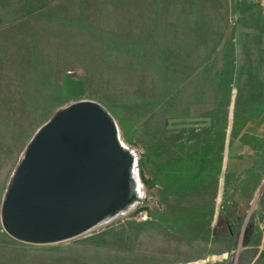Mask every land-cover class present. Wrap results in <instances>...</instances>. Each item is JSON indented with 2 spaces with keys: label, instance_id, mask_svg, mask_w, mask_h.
I'll return each instance as SVG.
<instances>
[{
  "label": "rangeland",
  "instance_id": "obj_1",
  "mask_svg": "<svg viewBox=\"0 0 264 264\" xmlns=\"http://www.w3.org/2000/svg\"><path fill=\"white\" fill-rule=\"evenodd\" d=\"M10 1L0 0V18ZM21 23L0 20V264H264L263 2L237 0V35L219 38L234 48L238 69H226L225 59L203 70L126 69L117 55L105 63L99 54L91 68L65 72L73 93L62 96L67 87L22 79L36 74L21 69ZM188 95L180 111H168V99ZM83 98L110 111L135 152L139 198L73 238L18 240L1 220L12 173L36 130Z\"/></svg>",
  "mask_w": 264,
  "mask_h": 264
},
{
  "label": "crops",
  "instance_id": "obj_2",
  "mask_svg": "<svg viewBox=\"0 0 264 264\" xmlns=\"http://www.w3.org/2000/svg\"><path fill=\"white\" fill-rule=\"evenodd\" d=\"M10 2L8 18L0 20L22 22L18 26L22 31L18 52L27 64L21 69L29 70L30 77L36 74L22 79H36L39 85H55L61 90L67 87L68 92L61 91V96L73 93V88H68L73 83L65 72L82 63L91 68L89 64L99 62V54L105 63L110 55H117V63L130 64L121 67L126 69L203 70L220 68L223 59L226 69L239 68L232 45L228 43L226 49L219 39L237 35L230 23L237 0ZM191 53L196 58L183 56ZM227 55H234V60H228ZM161 84L177 82L164 80ZM183 97L168 99V111H180L179 102L189 103V95L188 99Z\"/></svg>",
  "mask_w": 264,
  "mask_h": 264
},
{
  "label": "water",
  "instance_id": "obj_3",
  "mask_svg": "<svg viewBox=\"0 0 264 264\" xmlns=\"http://www.w3.org/2000/svg\"><path fill=\"white\" fill-rule=\"evenodd\" d=\"M135 163L104 105L71 101L27 143L3 197V227L29 243L78 236L136 202Z\"/></svg>",
  "mask_w": 264,
  "mask_h": 264
},
{
  "label": "bare ground",
  "instance_id": "obj_4",
  "mask_svg": "<svg viewBox=\"0 0 264 264\" xmlns=\"http://www.w3.org/2000/svg\"><path fill=\"white\" fill-rule=\"evenodd\" d=\"M123 140V139H122ZM124 141V140H123ZM125 142V141H124ZM126 143V142H125ZM137 160V158H136ZM134 178H135V181H136V184H137V192H138V195H140L141 191H142V182L141 180L139 179V169H138V164L137 162L135 163V166H134ZM133 205L132 204L128 209L126 210H123L121 213H125L129 210H131L133 208ZM109 220V219H108ZM107 220L103 221V222H106ZM101 222V223H103Z\"/></svg>",
  "mask_w": 264,
  "mask_h": 264
},
{
  "label": "built area",
  "instance_id": "obj_5",
  "mask_svg": "<svg viewBox=\"0 0 264 264\" xmlns=\"http://www.w3.org/2000/svg\"><path fill=\"white\" fill-rule=\"evenodd\" d=\"M252 1H260V2H263L264 3V0H252Z\"/></svg>",
  "mask_w": 264,
  "mask_h": 264
}]
</instances>
